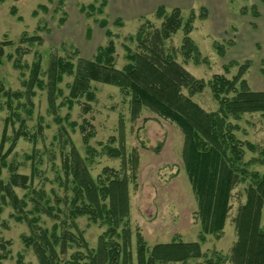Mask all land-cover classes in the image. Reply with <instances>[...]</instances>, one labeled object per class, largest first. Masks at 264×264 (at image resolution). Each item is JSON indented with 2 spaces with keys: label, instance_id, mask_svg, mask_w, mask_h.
<instances>
[{
  "label": "trees",
  "instance_id": "trees-1",
  "mask_svg": "<svg viewBox=\"0 0 264 264\" xmlns=\"http://www.w3.org/2000/svg\"><path fill=\"white\" fill-rule=\"evenodd\" d=\"M260 2L264 4V0ZM105 6V1L99 7L80 5L79 11L86 16L101 14ZM249 9L252 17L259 16L254 5ZM14 13L15 9H12L11 14ZM241 14H247V10L242 9ZM155 17L162 19L160 28L147 20L139 26L130 39L136 43L135 48L125 46L126 64L121 69L115 66L113 35L107 29L105 19L98 20L97 24L105 29L108 41L97 49L91 60L77 57L73 63L52 54L43 69L42 57L36 51L29 64L24 61L29 54L28 47L42 44L40 36L23 33L10 55H5V49L13 43L7 38L0 40V67L6 57L22 79L17 90L7 89L0 82V114L4 111L7 114L0 135V215L7 205L16 214H22L20 217L13 215V218L27 224L29 233L21 236V241L32 251L38 264H188L190 261L195 264H264V230L260 226L264 170L262 173H248L247 163L243 162V147L258 154V158L250 162L263 166L264 148L259 149L249 142L241 143L234 134L243 116H264V91H251L242 79L246 70L240 67L231 79L220 75L212 77L209 88L218 108L214 112L201 109L191 98L201 93L206 83L186 71L176 60V49L165 43L182 29L184 37L180 53L185 61L198 64L199 52L189 37L194 15L190 13L182 25L180 9L174 8L167 13L165 8L159 7ZM114 24L119 21L115 20ZM89 33L87 30V35ZM216 49L222 53L221 47L216 45ZM65 77L72 78L66 97L59 87ZM91 83L117 88L128 98L132 120L146 110L178 127L183 136L182 157L200 223L197 242L174 241L149 247L139 231L131 230L128 188L130 181L135 182L138 157L135 152L129 156L126 154L122 138L119 147L112 146L114 139H111L109 144L100 145L102 154L120 159L121 168H103L102 173L93 178L88 163L93 162L95 150L89 145L92 133L86 120L78 127L88 157L81 158L72 151L63 159L64 185L71 191L69 198L67 195L59 200L63 209L51 207L42 191L28 192L31 176L18 174L8 165L6 158L16 141L28 137L21 110L28 118L32 116L33 98L38 91L46 93L48 108L54 114L62 107L71 110L75 105L81 107L83 114H88L91 111L89 103L95 101ZM15 122L19 125L13 130L10 147L3 152L8 127ZM3 169L9 172L6 182L1 180ZM247 180L245 202L238 207L233 218L236 241L230 253L206 256L201 253V245L206 236L220 238L231 210L232 190ZM17 188L26 190L27 195L19 199L15 193ZM28 205L30 209L25 212ZM42 214L54 221L50 228L40 224L39 215ZM79 217H86L89 222L105 228L95 248H91L83 233L76 229L74 223ZM0 251V264H3L8 256L6 243L0 244ZM16 264H24L22 256H18Z\"/></svg>",
  "mask_w": 264,
  "mask_h": 264
},
{
  "label": "rangeland",
  "instance_id": "rangeland-1",
  "mask_svg": "<svg viewBox=\"0 0 264 264\" xmlns=\"http://www.w3.org/2000/svg\"><path fill=\"white\" fill-rule=\"evenodd\" d=\"M103 1L106 3V0H0V40L7 38L13 43L5 49V55L13 53L19 38L26 33L42 38L41 45L28 47L29 54L24 57L28 64L35 51L42 57L43 69L52 54L73 63L77 57L91 60L97 49L105 46L108 41L105 29L97 24L98 20L105 19L108 22L107 29L113 35L115 66L121 69L126 64L125 46L135 48L136 43L130 39L135 36L139 26L147 20L152 26L160 28L162 19L156 18L155 14L132 19L110 17L107 5L101 14L86 16L79 11L80 5L93 4L99 7ZM192 5L191 9L181 10V22L184 25L189 14L194 15L189 37L198 49L199 63L185 61L181 55L179 49L184 37L182 29L165 42L167 47L176 49V60L183 68L195 79L206 83L203 91L191 99L206 112L216 111L218 104L209 88L210 80L215 75L231 79L240 67L246 70L242 79L249 89L264 91V4L260 0H193ZM252 5L259 14L257 18L250 14L249 8ZM12 9H15L14 15L11 14ZM242 9H246L247 14H241ZM170 10L166 9V12ZM115 20L119 24H114ZM87 30L90 32L88 35ZM216 45L221 47L222 53L216 49ZM2 61L0 82L7 89H20L22 79L19 72L6 57ZM71 82V77H65L59 86L64 97L68 94L67 86ZM91 87L95 101L89 103L91 111L88 114H83L79 105L71 110L62 107L54 114L48 108L46 93L38 91L33 98L32 116L28 118L21 110L28 137L16 141L6 158L8 165L18 174L31 176L32 184L28 192L42 191L50 200L51 207L63 209L59 200L71 196V191L64 185L63 159L72 151L81 158L88 157L78 127L86 120L90 126L88 130L92 133L89 145L95 150L93 162L88 163L93 178L102 173L103 168H121L120 159L102 154L100 145L109 144L111 139H114L112 146L119 147L122 138L126 154L129 156L135 152L138 157L135 182L130 181L128 188L131 230L139 231L149 247L174 241L197 242L200 223L196 217L197 206L182 157L183 136L178 127L146 110L136 120H132L128 98L117 88L101 83H91ZM63 96L57 99V103ZM81 101L84 102V99ZM6 116V111L0 114V135ZM18 125L15 122L8 127L3 152L10 147L13 130ZM237 125L238 130L234 134L241 143L249 142L259 149L264 148V116L245 115ZM243 150V162L247 163L248 173H262L263 165L250 162L257 159L258 154L249 152L246 147ZM8 176L9 172L3 169L1 180L6 182ZM247 183L248 180L232 190L231 210L222 234L218 239L206 236L201 245V253L206 256L230 253L236 241L233 218L238 207L245 202ZM28 192L15 189L19 199ZM29 209L30 205L24 211ZM13 215L22 216L16 214L10 205L5 206L0 215V244L6 243L8 251L3 264H16L18 256H22L24 264H38L32 251L26 249L21 241V236L29 233L27 224L24 221L17 222ZM39 219L40 224L46 228H50L54 222L44 214L39 215ZM74 224L83 233L89 246L95 248L105 228L89 222L86 217L77 218ZM260 226L264 230V205ZM188 264L195 262L190 261Z\"/></svg>",
  "mask_w": 264,
  "mask_h": 264
},
{
  "label": "crops",
  "instance_id": "crops-1",
  "mask_svg": "<svg viewBox=\"0 0 264 264\" xmlns=\"http://www.w3.org/2000/svg\"><path fill=\"white\" fill-rule=\"evenodd\" d=\"M193 0H106L110 17L134 18L153 15L159 7L188 10L193 7Z\"/></svg>",
  "mask_w": 264,
  "mask_h": 264
}]
</instances>
